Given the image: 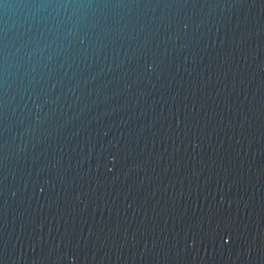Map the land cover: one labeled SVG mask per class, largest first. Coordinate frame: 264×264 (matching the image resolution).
<instances>
[{"label": "water", "instance_id": "water-1", "mask_svg": "<svg viewBox=\"0 0 264 264\" xmlns=\"http://www.w3.org/2000/svg\"><path fill=\"white\" fill-rule=\"evenodd\" d=\"M0 264H264V0H0Z\"/></svg>", "mask_w": 264, "mask_h": 264}]
</instances>
